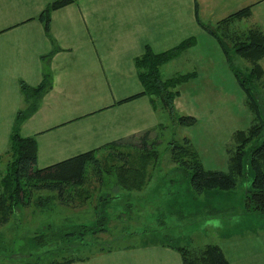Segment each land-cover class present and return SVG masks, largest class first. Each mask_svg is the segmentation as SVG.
Wrapping results in <instances>:
<instances>
[{
    "label": "crops",
    "instance_id": "0c3cea01",
    "mask_svg": "<svg viewBox=\"0 0 264 264\" xmlns=\"http://www.w3.org/2000/svg\"><path fill=\"white\" fill-rule=\"evenodd\" d=\"M51 1L0 0V152L9 145L17 111L25 105L21 81L37 85L45 71L51 87L20 126L22 136L36 138L38 167L155 127L161 115L147 95L123 101L144 89L135 57L146 45L160 52L194 36L196 43L162 65V72L176 61L172 73L197 72L179 86L174 104L197 118L184 133L203 165L227 169L226 143L235 130L250 126L252 116L220 44L196 17L214 23L246 8L249 14L234 25L264 32V0H74L51 13L47 34L38 15ZM260 64L264 71V57ZM214 126L218 159L208 163L204 156L213 146ZM246 219L262 229L218 244L230 264H264V225ZM148 240L73 264H183L178 251Z\"/></svg>",
    "mask_w": 264,
    "mask_h": 264
},
{
    "label": "trees",
    "instance_id": "16d2710c",
    "mask_svg": "<svg viewBox=\"0 0 264 264\" xmlns=\"http://www.w3.org/2000/svg\"><path fill=\"white\" fill-rule=\"evenodd\" d=\"M73 1L53 0L41 11L38 18L44 22L47 34H50L51 13ZM248 14V9L243 8L213 24L205 23L197 16L199 25L214 36L220 44L230 69L245 92V105L252 116L250 126L235 130L229 140L231 142L226 144L227 169L206 168L198 151L193 146L191 138L186 134L182 136L183 143L178 144L173 141L170 148L173 153L172 157L177 159L183 168L188 184L195 194L202 196L203 193L210 190L230 191L237 186L241 179L251 178V185L246 188L243 197V213H264V115L260 112L259 102L254 95V89L259 82H261V86H264V71L260 64V60L264 57V32L258 27L242 31L234 29V22ZM195 43L196 38L190 36L175 46L160 52H155L150 45H146L143 53L135 57L138 76L144 89L123 101L147 95L153 108L161 115V121L155 127L146 129L139 134L110 141L97 148L80 152L44 167L37 165L38 145L35 136H22L20 126L37 109L42 95L51 87L52 77L48 71H45L41 82L37 85H29L21 81L25 105L17 111L9 145L4 152V155L8 156V160L5 171L0 175V225L8 224L12 219H15L19 209L33 201L36 205L44 208L49 205L51 200H57L64 206H73L76 200L83 195L85 186L92 183V177L100 183L99 185L106 178L114 177L118 186L140 191L145 184L146 164L149 157L155 152L154 148L141 155L146 159L138 165L130 159L129 152L117 150V147L122 144L131 146L132 139L141 135L140 141L143 149L149 150L152 143L157 144V142L150 143V134L157 128L162 133L167 127L166 120L171 122L172 127L189 126L197 122L195 116L180 113L174 104L175 98L180 93L179 86L195 77L197 72L177 71L166 77L162 72V65L178 57ZM51 53L42 56V58H47ZM235 57L247 59L251 63V68L248 70L239 67L234 61ZM106 149L110 151V157L119 158L118 160L121 162L117 164L102 160L99 152ZM1 157L2 154L0 159ZM117 197L118 195L111 197L109 193L100 194L99 202L94 205L95 214L98 217L93 224H72L66 230L49 226L44 232H37L30 236V243L40 247L52 245L58 252L64 249L65 246L62 244L76 241L83 244L81 241H85L86 236L91 238L99 232L108 231L109 216L105 204L112 203V198L114 200ZM86 198L87 196L84 197V199ZM169 210L173 214L172 206L169 207ZM146 230L133 231L129 234L142 233ZM3 238L4 231H0V252L5 249ZM170 238L172 241L161 239L159 242L163 246L178 251L183 264H230L223 248L218 243L206 242L199 246H189L177 243L173 236ZM141 240L149 241L148 238ZM86 244H89V241ZM97 245L98 247L94 249L95 252L92 250L85 255L75 254V256H64L61 259L53 258L46 264H73L75 261H85L100 253L132 246V244H125L115 248L100 243Z\"/></svg>",
    "mask_w": 264,
    "mask_h": 264
},
{
    "label": "rangeland",
    "instance_id": "374dc122",
    "mask_svg": "<svg viewBox=\"0 0 264 264\" xmlns=\"http://www.w3.org/2000/svg\"><path fill=\"white\" fill-rule=\"evenodd\" d=\"M235 28L240 31L236 25ZM234 61L242 69L251 68V63L245 58L235 57ZM177 62L179 61L173 63L174 65L171 63L164 69V77L170 75L172 70L178 67ZM254 90L255 98L259 102V110L264 115V86H261L259 82ZM166 123L167 127L162 133L157 128L150 134V143L157 142V144L152 143L149 150L143 149L140 141L141 135L132 139L131 146L122 144L117 147V150L129 152L130 159L138 165L146 159L141 155L154 148L155 152L146 164L145 184L140 191L118 186L114 177L106 178L101 185L92 177V183L85 186L83 195L76 200L73 206H64L57 200H51L44 208L33 201L19 209L15 219L8 224L0 225V231H4L3 244L5 245V249L0 252V264H46L53 258L61 259L64 256L88 254L98 247L97 243L118 248L125 244L140 243L141 239H157V237L159 241L161 239L172 241L170 237L173 236L179 244L199 246L206 242L219 243L225 237L235 236L240 232L250 233L255 230L259 231V228L262 229L261 225H256L259 228L254 229L251 221L246 218H254V222L264 225V213L245 212L247 215L243 214V197L246 188L251 185V178L241 179L230 191L216 193L219 191L210 190L202 196L194 193L188 184L183 168L177 159L172 157L173 153L170 148L173 141L178 144L184 142L182 137L185 134L184 126H173V128L170 121L166 120ZM214 130L215 126L212 132ZM200 132L201 130L197 129V135ZM211 136H214L213 146L206 147L205 153L208 155L204 156V160L208 163L215 161V156L218 159L215 155L219 150L215 147V131ZM204 137L199 138L204 139ZM229 140L227 143L231 142ZM7 148L8 145L1 148L0 175L6 169L8 156L4 155V152ZM109 152L107 149L100 151V158L108 163L119 164L121 162L119 158L110 157ZM107 193L111 197L118 195L117 199L112 198V203L105 204L109 216L108 231L99 232L91 238L86 236L85 241H81L83 244L78 243L79 241L62 244L65 247L58 252L52 245L40 247L30 243V236L37 232H44L49 226L66 230L72 224H93L98 217L95 214L94 205L99 202L100 194ZM85 196H87L86 199H84ZM170 206L174 211L173 214L169 210ZM179 207L182 209L179 210ZM142 230L146 231L129 234V232ZM163 233L165 235H162ZM166 237L169 238L166 239ZM86 240L89 244H86L88 242Z\"/></svg>",
    "mask_w": 264,
    "mask_h": 264
}]
</instances>
